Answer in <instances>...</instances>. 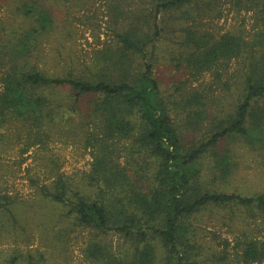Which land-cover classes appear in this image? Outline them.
I'll return each mask as SVG.
<instances>
[{
    "label": "rangeland",
    "instance_id": "374dc122",
    "mask_svg": "<svg viewBox=\"0 0 264 264\" xmlns=\"http://www.w3.org/2000/svg\"><path fill=\"white\" fill-rule=\"evenodd\" d=\"M22 1L0 0V92L11 66L7 52L34 24L33 18L21 14ZM36 1L51 12L53 24L32 40L36 46L29 62L51 76L82 78L102 72L106 67L102 58L116 51L118 34L130 26L142 25L150 4V0ZM199 1V15L178 12V21L165 17L163 32L148 55L159 96L185 147L205 141L211 120L232 110L248 71V59L244 58L250 57L243 53L212 70L197 72L185 63L189 52L182 42L185 31L231 33L251 48L261 29L255 10L236 7L232 0H215L214 12L208 14V0ZM40 93L52 101L68 97L65 90ZM188 101L192 102L190 106ZM95 104V97H81L75 112H54L43 132L12 116L0 117V204L5 203L9 209L7 212L0 207V264H11V258L16 264H26L28 256L40 260L38 264H102L88 257L93 233L73 225L65 210L39 195L41 187L48 185L56 173L64 175L70 189L80 190L97 152L86 147L84 140V132L99 124L93 113ZM117 146L118 161L130 178L140 174L147 185L155 172V161L139 153L130 140L120 141ZM215 151L217 154L207 152L198 160L195 185L242 196L264 193L263 151L251 150L242 139L223 140ZM224 154L230 157L226 176L217 166ZM241 209L207 207L192 218L191 264H215L225 241L226 250L237 264L236 256L241 252L235 247L238 241L244 237L264 241V219L246 218ZM102 239L113 260L128 259L130 246L122 237L110 233ZM254 264H264V260Z\"/></svg>",
    "mask_w": 264,
    "mask_h": 264
},
{
    "label": "trees",
    "instance_id": "16d2710c",
    "mask_svg": "<svg viewBox=\"0 0 264 264\" xmlns=\"http://www.w3.org/2000/svg\"><path fill=\"white\" fill-rule=\"evenodd\" d=\"M232 1L236 7L255 10L257 26L261 29L251 48L231 33L215 35L193 29L185 31L182 41L189 47L185 63L197 72L212 70L243 53L250 56L244 58L248 59V71L232 110L211 120L208 137L191 147L184 146L159 96L148 55L163 32L161 24L165 23V17L178 21L175 17L178 12L199 15V0H150L142 25L130 26L118 34L116 51L102 58L106 67L86 78L51 76L29 62L36 46L32 40L51 28L53 18L36 0H23L19 6L21 14L27 19L33 18L34 24L7 52L11 66L3 78L0 117L12 116L43 132L54 112L66 109L75 112L81 97L96 98L93 113L99 124L84 132V140L86 147L97 152L80 190L70 189L64 175L56 173L39 191L41 197L65 210L73 225L93 233L88 245L90 260L102 264H191L192 218L205 208H242L246 218L264 219V193L242 196L207 191L193 182L198 176V160L207 152L217 154L215 150L223 140L242 139L251 150H261L264 155V0ZM214 2L208 0V14L214 12ZM203 9L206 11L205 6ZM47 89L65 90L68 97L52 101L40 93ZM127 140L156 163L147 185L140 174L131 179L118 161L117 144ZM229 164L230 157L226 154L217 160L225 176L229 173ZM0 207L9 212L5 203ZM110 233L129 244L128 259L113 260L102 239ZM227 246L225 241L215 264H235ZM235 247L241 251L236 256L237 264L264 260V241L244 237ZM39 261L28 256L26 264ZM11 264H16L15 258H11Z\"/></svg>",
    "mask_w": 264,
    "mask_h": 264
}]
</instances>
